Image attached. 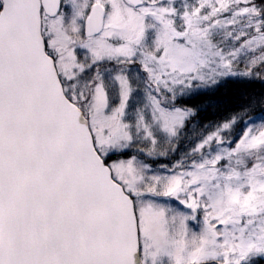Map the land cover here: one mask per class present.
<instances>
[{"label":"snow or ice","instance_id":"obj_1","mask_svg":"<svg viewBox=\"0 0 264 264\" xmlns=\"http://www.w3.org/2000/svg\"><path fill=\"white\" fill-rule=\"evenodd\" d=\"M233 81L264 0H0V264H264V93L199 121Z\"/></svg>","mask_w":264,"mask_h":264},{"label":"trees","instance_id":"obj_2","mask_svg":"<svg viewBox=\"0 0 264 264\" xmlns=\"http://www.w3.org/2000/svg\"><path fill=\"white\" fill-rule=\"evenodd\" d=\"M262 93H264V84L260 81H233L222 89L218 95V99H221L224 103L220 107L201 113L199 120L205 126L204 128H212L213 125L232 114L229 109H236L249 98H259ZM237 132H239V128H237Z\"/></svg>","mask_w":264,"mask_h":264},{"label":"rangeland","instance_id":"obj_3","mask_svg":"<svg viewBox=\"0 0 264 264\" xmlns=\"http://www.w3.org/2000/svg\"><path fill=\"white\" fill-rule=\"evenodd\" d=\"M200 121V120H199ZM200 124L202 125V122L200 121ZM205 130H211V128H202L201 131H205ZM187 146V145H186Z\"/></svg>","mask_w":264,"mask_h":264}]
</instances>
